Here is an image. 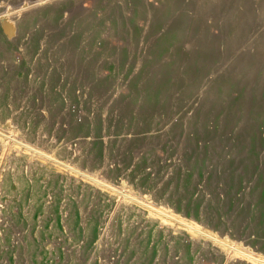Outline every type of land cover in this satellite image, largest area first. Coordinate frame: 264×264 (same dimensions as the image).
I'll return each mask as SVG.
<instances>
[{
	"label": "rangeland",
	"instance_id": "obj_1",
	"mask_svg": "<svg viewBox=\"0 0 264 264\" xmlns=\"http://www.w3.org/2000/svg\"><path fill=\"white\" fill-rule=\"evenodd\" d=\"M25 5L14 39L0 24V139L264 256V0H0V19ZM38 168L62 233L0 194L2 264H224Z\"/></svg>",
	"mask_w": 264,
	"mask_h": 264
},
{
	"label": "bare ground",
	"instance_id": "obj_2",
	"mask_svg": "<svg viewBox=\"0 0 264 264\" xmlns=\"http://www.w3.org/2000/svg\"><path fill=\"white\" fill-rule=\"evenodd\" d=\"M60 1H64V0H60ZM34 5H40V2H37ZM27 7L28 5H25V6L19 7L16 10H12V12L9 15V19L7 20L0 19V24L3 29V35H5L7 39L12 40L18 34L20 27H21L20 24L21 22H23V19L26 16ZM5 8H6L5 10H7V7ZM7 129L9 128L7 127ZM2 130L3 129H1L0 134L2 133ZM15 141L16 140L14 138H11V140L9 141H4V139H0V145L1 147H3V152L5 153L6 151H11L13 154V158L15 159V160H11L8 166L3 168L4 170L3 177H0V194H5L9 199L8 202L19 206L20 216L23 215L22 217L23 219L28 217L29 211L34 207L37 208L40 212L42 211V209H45L46 210L45 214L49 212H52L54 214L56 218L57 226L60 229V234L62 233L61 225L59 222L60 216H59L58 211L55 210L53 212V210L49 209L52 206V204L55 202V199L50 193L48 197L44 195L45 191L41 187L40 181L36 180L37 175L33 174V170L38 168L39 165L44 166L47 164L51 167L53 166L59 169L58 172L54 171L53 176L57 174L63 175V177H65L66 179V183H70V185H72L73 187H75L78 184H81L84 190L85 189H95L100 193V195H103V196L108 195L110 197H114L116 201L121 203L123 206V211H122L123 216H128L132 214L133 217L134 216L136 217L137 214L144 213L146 214L147 224L158 223L156 225L158 229L168 231V229L172 228L173 230H177L180 234V237L178 239L182 243L189 241L190 244L192 245L191 249L193 250H196L198 248H203L208 256H210L211 258H217L219 261L223 262L224 264H264V256L262 255H259V256H256L258 254L253 255V252L251 253L250 251H247V252L243 251L239 249V247L238 248L234 246L227 247V245L229 244H226V242H224L225 240L223 241L219 239L216 234H212L208 231L202 232L201 231L202 229L200 230V228L195 222H191L192 225H187V226L174 223L169 219V217L171 218V216H167L166 214L161 215L160 213H157V211H155L152 208L153 205L150 203L148 204L152 205V207L147 206L148 204L144 205L145 202L144 203L141 202V205H138L137 200L135 201L136 202L135 203L132 200V198H130L131 195L130 196L126 194L117 195L111 192L110 190L107 191V188H105L104 185H102L98 181L96 182V180L92 176H90L88 173H81L77 171L74 167L68 164H63L56 157L48 154L49 150L46 152H42L40 150L29 147L27 145L20 146L16 144ZM27 156H30L31 158L28 159L29 165L25 167L20 162L23 161L24 158H26ZM22 169L25 170L26 180L20 179V177L22 176L21 175ZM45 171L47 172L49 178L52 177V175L49 174L53 171L52 168L51 169L45 168ZM10 175L12 178L10 177ZM12 179H13V182H15V184L13 187H9ZM138 200H140V198H138ZM0 203H1L0 207L2 206V204H5L4 201H1V200H0ZM62 205L66 206L67 204L63 203ZM61 217H62L63 225L64 227H66V225L68 224V220H69L68 211L61 210ZM3 222H4V225L7 226L9 222V215L7 218L4 219ZM2 236H4L3 232L0 233V237ZM246 249L247 248H245L244 250ZM0 261L2 264L1 259Z\"/></svg>",
	"mask_w": 264,
	"mask_h": 264
}]
</instances>
